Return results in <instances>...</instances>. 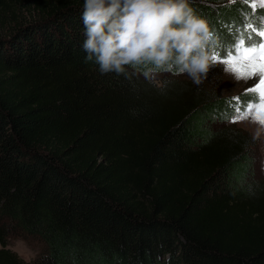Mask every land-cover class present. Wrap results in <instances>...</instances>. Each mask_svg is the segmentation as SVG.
Returning <instances> with one entry per match:
<instances>
[{
    "label": "trees",
    "instance_id": "16d2710c",
    "mask_svg": "<svg viewBox=\"0 0 264 264\" xmlns=\"http://www.w3.org/2000/svg\"><path fill=\"white\" fill-rule=\"evenodd\" d=\"M18 1L39 18L0 37V221L44 250L24 262L0 225V264H264L252 139L212 129L248 100L150 80L174 62L101 74L82 50L83 0ZM231 1L187 0L210 58L264 17Z\"/></svg>",
    "mask_w": 264,
    "mask_h": 264
},
{
    "label": "clouds",
    "instance_id": "9594fccd",
    "mask_svg": "<svg viewBox=\"0 0 264 264\" xmlns=\"http://www.w3.org/2000/svg\"><path fill=\"white\" fill-rule=\"evenodd\" d=\"M80 19L85 62L97 64L101 74L145 62H174L193 80L207 71L210 34L187 0H83Z\"/></svg>",
    "mask_w": 264,
    "mask_h": 264
},
{
    "label": "rangeland",
    "instance_id": "374dc122",
    "mask_svg": "<svg viewBox=\"0 0 264 264\" xmlns=\"http://www.w3.org/2000/svg\"><path fill=\"white\" fill-rule=\"evenodd\" d=\"M15 1L16 3L8 2L4 13L0 15V37L7 36L13 28L17 27L18 23L33 22L39 18L37 10L24 6V4L18 0ZM229 1L231 4L235 2ZM249 1L252 8L264 11V7L252 6L256 0ZM215 59L214 56L209 59L207 71L199 74L196 80H193L188 73L181 71L177 73H171L169 71L163 73L151 72L149 78L157 86H161L164 82L186 81L200 87L210 94H218L222 98L236 99L237 96H242V98L248 100L249 103H257L258 101L255 100L254 97L251 99V97L256 94L246 92L247 89L253 87L257 83V80L255 78L236 79L233 74L225 70V65L214 63ZM251 94L252 96L249 97ZM240 106L243 107L244 104ZM233 113L234 111L231 112L229 116L225 117L223 122L216 123L212 129L213 131H220L223 128H227L233 131H240L252 139V175L249 180H247V183L254 184L264 182V127L251 118L237 123H231L229 121ZM0 225L6 226L9 229H7V248L17 255L19 259L29 263L43 252L44 245L38 238L25 234L18 227L10 224L6 220H1Z\"/></svg>",
    "mask_w": 264,
    "mask_h": 264
},
{
    "label": "snow or ice",
    "instance_id": "6c2138e0",
    "mask_svg": "<svg viewBox=\"0 0 264 264\" xmlns=\"http://www.w3.org/2000/svg\"><path fill=\"white\" fill-rule=\"evenodd\" d=\"M252 6L264 7V0H256ZM247 29H251V32L247 36L236 38L229 45L226 55L217 56L214 63L225 65V70L236 79L257 80L246 92L256 94L254 99L258 102L247 103L243 107L237 104L229 122L237 123L251 118L264 127V17L260 18L257 27L248 24Z\"/></svg>",
    "mask_w": 264,
    "mask_h": 264
}]
</instances>
